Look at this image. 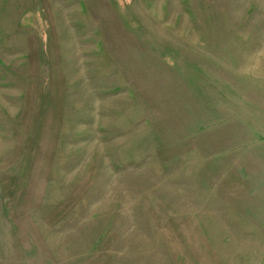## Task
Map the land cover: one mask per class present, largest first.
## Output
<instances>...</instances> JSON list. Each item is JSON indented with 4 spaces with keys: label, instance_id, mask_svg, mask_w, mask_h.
I'll list each match as a JSON object with an SVG mask.
<instances>
[{
    "label": "rangeland",
    "instance_id": "374dc122",
    "mask_svg": "<svg viewBox=\"0 0 264 264\" xmlns=\"http://www.w3.org/2000/svg\"><path fill=\"white\" fill-rule=\"evenodd\" d=\"M0 264H264V0H0Z\"/></svg>",
    "mask_w": 264,
    "mask_h": 264
}]
</instances>
